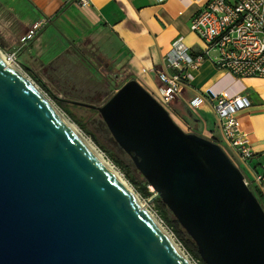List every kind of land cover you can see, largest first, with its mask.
Masks as SVG:
<instances>
[{"label":"water","instance_id":"obj_1","mask_svg":"<svg viewBox=\"0 0 264 264\" xmlns=\"http://www.w3.org/2000/svg\"><path fill=\"white\" fill-rule=\"evenodd\" d=\"M97 110L205 264H264V206L213 139L136 79ZM152 197V198H153ZM0 264H188L48 99L0 57Z\"/></svg>","mask_w":264,"mask_h":264},{"label":"crops","instance_id":"obj_2","mask_svg":"<svg viewBox=\"0 0 264 264\" xmlns=\"http://www.w3.org/2000/svg\"><path fill=\"white\" fill-rule=\"evenodd\" d=\"M207 0H91L80 7L73 0H0V46L23 48L28 29L38 23L31 46L52 40L89 45L111 65L120 79H136L152 95L159 96L156 71L171 56L177 37L191 52L204 43L189 29L191 17ZM26 44V45H25ZM48 46V45H47ZM29 47V46H27ZM188 75L167 104L184 125L197 124L200 134L223 143V137L207 89L218 93H242L250 104L237 113L240 133L252 156L242 163L245 176L264 174V77H236L205 58ZM125 80V81H126ZM257 187L264 190V182Z\"/></svg>","mask_w":264,"mask_h":264},{"label":"built area","instance_id":"obj_3","mask_svg":"<svg viewBox=\"0 0 264 264\" xmlns=\"http://www.w3.org/2000/svg\"><path fill=\"white\" fill-rule=\"evenodd\" d=\"M90 1L73 0L80 7L89 6ZM39 26L38 23L33 24L24 38L27 40L32 38ZM189 29L204 43V48L191 52L182 43L181 37L171 42V56L165 57L163 67L156 71L161 82L159 98L164 105L175 97L187 79L188 75L184 70L187 67L196 68L205 58L210 59L217 68L236 77H264V0H207L191 17ZM0 57L6 65L22 73L15 51L0 50ZM41 92L48 98L47 92ZM205 95L211 101L222 133L223 143L220 145L228 150L238 165L229 157L242 169V163L252 156V150L247 139L240 133L237 113L247 107L250 101L242 93L230 94L227 91L215 93L207 89ZM98 148L96 150L99 154L116 169L104 151ZM244 181L247 185L251 183L253 187L258 186L264 182V174L255 175L254 180L245 177ZM149 190L153 192L152 189ZM141 207L171 239L188 264H199L198 259L191 256L176 240L171 229L149 203H144Z\"/></svg>","mask_w":264,"mask_h":264},{"label":"rangeland","instance_id":"obj_4","mask_svg":"<svg viewBox=\"0 0 264 264\" xmlns=\"http://www.w3.org/2000/svg\"><path fill=\"white\" fill-rule=\"evenodd\" d=\"M34 36H32V38ZM30 39H28L30 43L26 42L27 45L25 44L26 46L23 48H7L0 46V50L15 51L20 61L23 75L39 90L45 91L47 94L49 92L51 95L58 98L101 105L107 101L116 89L126 80L120 79L121 76L117 75L116 72L112 70L108 61L102 57L96 49L89 45L71 43V45L66 46L63 42L52 40L54 43L52 47H50L49 41H46L45 44L42 42V46H38L37 48L31 46ZM41 84L43 86H40ZM46 96L49 99L48 101L63 115V117L69 121V123L73 124L79 133L97 149L98 147L91 139L95 138L96 144L105 150L104 154L116 166V169H113L129 187L138 202L141 205L149 203V206L156 211L155 206L151 202V198L144 199L140 197L135 185L131 184L128 180L127 175L133 177L139 183H141L144 178L134 166L130 156L113 141L99 113L90 112L84 105L85 108L83 106H70V110L77 120L83 123L88 131L85 133L56 105L53 99H51V96ZM165 107L168 109L169 114H171L172 119L181 129L187 132L190 131L200 134L197 124H192L190 126L184 125L177 115L171 113L172 111H170L167 105H165ZM248 186L251 189L252 184L250 183ZM148 188L152 189L150 185H148Z\"/></svg>","mask_w":264,"mask_h":264},{"label":"trees","instance_id":"obj_5","mask_svg":"<svg viewBox=\"0 0 264 264\" xmlns=\"http://www.w3.org/2000/svg\"><path fill=\"white\" fill-rule=\"evenodd\" d=\"M40 86H43V85L41 84ZM48 95L51 96V99H53V101L56 103V105L73 122H75L81 128V130L83 132H85V133L88 132L86 130L84 124L81 123L79 120H77V118L75 117V115L70 110V106L80 107V106H83V105H81V104L79 105L78 103H75V102H77L75 100H69V99H65V98H58V97H56L54 95H51V93H49V92H48ZM153 95L160 101L159 96H157L155 94H153ZM73 101H75V102H73ZM85 107L90 112L97 113V110L95 108L87 107V106H85ZM91 139L96 144L95 138H91ZM97 146L100 149H102L101 146H99V145H97ZM223 148L229 154V156L233 159V157L230 155V153L228 152V150L224 146H223ZM102 150L105 152L104 149H102ZM233 160L238 165L237 161L235 159H233ZM114 161L117 162L116 160H114ZM241 170L244 173V170L243 169H241ZM127 176H128V180L131 182V184L135 185V187L137 188V193L139 194L140 197H142L144 199L151 198V202L155 206L156 211H157V214L159 215V217H161V219L164 221V223L166 224V226L171 229V231L173 232V235L176 238V240L181 243V245L184 247V249L191 256H193L194 258L198 259L199 264H205L204 261L200 258L199 254H198V252L196 250V246H195L194 242L187 235V233L184 231V229L180 226V224L175 219V217L172 215V213L170 212V210L166 207V205L161 201V199L158 196L153 197L154 193L149 190V188H148V185L149 184L147 183V181L145 179H143V181L141 183H139L133 177H131L129 175H127ZM251 189L254 191L256 197L258 198V200L260 201V203L262 204V206H264V190H262L260 187H257V186H255V187L252 186Z\"/></svg>","mask_w":264,"mask_h":264},{"label":"bare ground","instance_id":"obj_6","mask_svg":"<svg viewBox=\"0 0 264 264\" xmlns=\"http://www.w3.org/2000/svg\"><path fill=\"white\" fill-rule=\"evenodd\" d=\"M18 73H20L22 76L23 73H21L19 70H16ZM25 77V76H24ZM26 78V77H25ZM41 91V90H40ZM42 93V92H41ZM48 99V98H47ZM49 100V99H48ZM52 105V104H51ZM52 107L55 109L56 113L59 115V117L70 127V129L83 141V143L87 146L89 151L95 156V158L105 167L109 172H111L129 191V187L125 184V182L121 179V177L117 174V172L111 167V165L99 154V152L96 150L94 145L91 144L87 139H85L79 131L75 128V126L69 121H67L63 115L52 105ZM131 192V191H130ZM166 235V234H165ZM167 239L173 244L171 239L166 235ZM174 245V244H173ZM175 246V245H174ZM176 247V246H175Z\"/></svg>","mask_w":264,"mask_h":264}]
</instances>
